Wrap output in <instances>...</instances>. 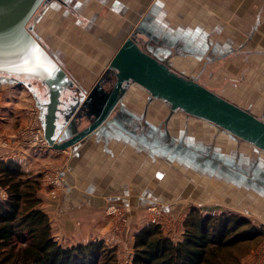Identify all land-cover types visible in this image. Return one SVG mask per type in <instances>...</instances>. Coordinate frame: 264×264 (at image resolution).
<instances>
[{
  "label": "crops",
  "instance_id": "1",
  "mask_svg": "<svg viewBox=\"0 0 264 264\" xmlns=\"http://www.w3.org/2000/svg\"><path fill=\"white\" fill-rule=\"evenodd\" d=\"M70 12L74 13V32L81 29L99 39L95 47L89 46L88 39L84 40V34L79 33V43H64L63 47L56 49L49 46L77 84L95 82L120 44L135 32L141 39L154 41L156 44L152 49L170 48L175 41L176 47L170 48L171 53L177 56L185 54L182 59L187 57L198 62L205 59L203 70H209L208 67L213 65L206 66L207 63L218 61V73H229L227 71L248 61L249 66L237 69L234 78L227 79V75L218 78V86L221 82L226 84L225 94L216 91L264 116V0H64V3L53 0L39 16L51 17L57 26H61ZM179 17H184L186 22L178 21ZM103 19L110 22L106 28L100 25ZM175 19L177 21L173 24ZM44 35L47 37L42 36V39L53 40L49 34ZM78 54L84 57L79 64L72 65L70 60ZM165 56L159 57L169 60V56ZM76 67L81 71L75 70ZM213 74L211 70L208 76ZM30 83L32 85V80L9 82L0 74V154L4 155L2 162L12 160L29 175L40 176L38 196L42 199V209L50 218L54 237L66 247L102 239L119 250L120 264H131L136 234L146 226V220L153 217L147 211L157 206L166 211L175 210L177 215L180 213L181 206L171 208L173 203L165 205L170 195H165V201L160 200L158 194L161 192L155 190L157 185H161L159 179L163 171V157L158 155L160 146L170 149V155L175 158L174 167L179 166L188 173L191 179V184L185 186L188 193L205 172L218 178L224 171L222 168L232 171V167L238 166L235 162L229 164L227 157L219 154L201 132L191 136L188 123L196 117L182 111L173 112L168 107L166 116L160 119L163 104L150 101L149 96L141 97L135 90L129 94L130 89L114 113L113 122L90 138L64 150L49 144L44 147L27 146L17 139V131L28 120L34 105L37 106L34 87H30ZM210 88L215 87L210 84ZM128 95L129 100H126ZM37 112L40 114L39 110ZM178 115L183 119H178ZM201 120L205 130L214 125ZM177 121L184 122L180 134H174L168 127L169 123L173 126ZM214 126L238 144L244 142ZM147 148L153 149L152 158L142 157ZM146 162L155 164L148 178L146 168L151 164ZM253 164L256 162L248 167L249 174L243 178L244 182L250 188L259 184L261 189H258L264 191V167ZM48 166L62 170L63 189L56 198L50 195L41 173ZM195 167L199 173L190 175ZM233 178H242L241 171L234 172ZM250 179V184H247ZM145 186L148 193H153L147 194ZM7 198V191L0 186V201ZM158 201L161 204L156 205ZM111 204L124 206L127 212L120 218L126 223L120 231L113 228L116 217L107 212ZM179 234L166 235L177 241L183 237ZM259 249L251 250L238 264H264V254L259 253Z\"/></svg>",
  "mask_w": 264,
  "mask_h": 264
},
{
  "label": "water",
  "instance_id": "2",
  "mask_svg": "<svg viewBox=\"0 0 264 264\" xmlns=\"http://www.w3.org/2000/svg\"><path fill=\"white\" fill-rule=\"evenodd\" d=\"M51 1L0 0L1 78L13 83L38 80L44 86L45 103L34 94L50 146L59 150L73 147L111 124L128 90L137 85L151 98L167 103L173 112L206 120L264 153L262 117L198 78L173 69L167 60L145 49L135 32L125 38L85 94L32 22L39 17L41 7ZM222 169L232 173L227 167Z\"/></svg>",
  "mask_w": 264,
  "mask_h": 264
},
{
  "label": "rangeland",
  "instance_id": "3",
  "mask_svg": "<svg viewBox=\"0 0 264 264\" xmlns=\"http://www.w3.org/2000/svg\"><path fill=\"white\" fill-rule=\"evenodd\" d=\"M72 5L70 6L71 7L70 9L73 8L74 5L73 6ZM93 7H95V9L97 8L96 3H94ZM45 8H46V5L41 7L40 12H42ZM62 10H64V8ZM47 15H49V13H47ZM73 16H74V13L70 12V14L66 16L65 24L61 26L59 25L57 26L53 18L51 17L48 18L47 16V19H46L44 15L39 16L38 18H34L32 22L34 21L36 30L40 34L41 37L42 36L47 37L46 35H44L45 33L53 37V40H52L53 43L52 41L46 40L45 37H43L44 38L43 42L48 45L50 44L49 46L53 47L54 49L58 48L59 46L63 47L64 43H72V44L79 43L77 41V37L79 36L81 37L79 33L84 34L82 36L84 40L88 39L89 46L91 45L95 47L97 43L99 42L98 37L87 34L83 32L81 29H77V27H76L77 29L76 32L78 34L73 31L74 29V25H73L74 23L72 22ZM177 20L181 22H186L184 17H179L177 18ZM177 20L176 19L173 20L172 23L175 24ZM109 23H110L109 21H106V19H103L100 25L103 28H106V25L108 27ZM71 31H72V35H71ZM62 35H64V37ZM155 44L156 43L154 41H147V42L142 43V46H144V48L147 47L148 49L153 50V52L156 55H159L160 57H163V55L169 56V60L167 62L172 66L173 69L189 77L190 76L196 77L203 84L208 85L210 83L215 87L212 89H215L224 94L226 93L224 91L226 84L223 85V82H221V85L218 86L219 81H220V79L218 78L227 75L225 76L227 77V79H232L235 77L234 75L235 72L240 70V68L244 69L249 66L248 61L247 62L245 61L237 65L238 70L236 68L234 69L232 68L230 71H227L229 73H226V71H221L219 74L218 72L220 71V69L219 70L216 69L217 68L216 64H218V61L213 62V63H207L206 66L210 64H213V65H210L208 67L210 68L209 70H207L206 68L203 70L205 62H206L205 59H201V61L198 62L195 59L189 60L187 57L182 59V57L185 54L181 56H177L176 54L171 53L172 49L170 48L176 47L175 41H173V46H171L170 48H167V47L157 48L156 47L157 49L156 48L152 49L153 45ZM80 55L81 54H78L76 58H72V60H70V63L72 65L76 63L79 64L80 63L79 61L82 60V58L84 57L83 55L81 56ZM186 59H188V61ZM211 59H210V62H211ZM107 66L104 67V69L107 68ZM75 70H79V68L76 67ZM211 70H212V74L214 73L213 75L215 76V77L212 76L213 78L208 76ZM210 78H211V81H210ZM213 79H216L217 81H213ZM95 82H92V83L86 82L83 85L77 84V86H82L83 89L85 90V94H87L88 90L89 91L91 90ZM215 82L218 84H216ZM210 84L208 85L209 87H210ZM132 90H135L136 94L141 97L148 96V93L139 86L135 85L131 89V91ZM129 94H132V93H129ZM231 95H233V93H231ZM126 100H129V95L127 96ZM159 103L161 105L163 104L161 106L162 109H161V115H160V119H163L167 114L168 106L163 102L159 101ZM34 109H35V113H37L36 111L38 110H37L36 105H34ZM34 109L30 110L28 120H26L25 123L20 125V127L18 128L17 139H19V141L21 142L24 141V139L31 134L30 130H32L31 128L33 127L34 121L35 120L37 121L36 119L37 115L34 114ZM37 114L40 118V114L39 113ZM260 117L264 119V116H260ZM177 118L183 119V117L179 115L177 116ZM173 119H176V116H173ZM190 120L191 121L188 123L189 124L188 126L190 127L191 136L195 135L196 133L201 132L200 134H203L205 136L209 144L212 143L214 145V148L219 152V154L222 155L223 153L227 157V161L229 162V164L235 162L236 164H238V166L232 167L233 174L220 172V177L217 176L219 179L205 172L203 176H199V179L195 181L193 189L190 191V193H188L186 191V187L191 184L190 182L191 179L188 178V173L182 171L181 167L179 166L174 167V165H176V163H173V160L175 158H173L170 155L169 153L170 149L166 148V146H160V148H158V153L160 154L158 155L163 157V162H162L163 171H162L161 179H159L160 180L159 184L161 185H157V188L155 190L157 191L160 190L161 192V195L158 194L159 199L161 198L164 200L166 198L165 197L166 194L170 195L168 196V199L170 200L167 202H164L165 205H168V204L171 205L173 203V206H171V208H173L174 205L181 206V208L178 207L180 208V213H178L177 215L175 214V210L166 211V210L159 209L156 205L161 204V202L159 203L158 201L154 209L152 210L150 209L151 211L150 210L147 211V214L151 213L153 217H150L146 220L147 222L146 225L150 223H158L162 226V229L166 234L174 233V236H175L180 233L179 235H182L184 234V231H185L184 223L189 213L193 211V209L194 210L196 209V210H199L203 214L211 213V214L220 215L222 213H228V214L243 215V216L250 218L256 226L264 227V193H263L264 191L259 190L257 187L255 188H252V186L251 188L247 187L243 179L249 174L248 167L252 165L253 162H256V164H253L254 166L258 165L262 168L264 167V153H262L261 151H254L253 148L245 142H240L238 144L231 137H229L226 133H224L222 130L220 129L219 131L216 130L217 127H215L214 125L213 126L211 125L209 128L205 130L202 125V120L199 118H193ZM168 127L169 129H171L173 133L178 132V134H180V132L184 129V122L177 121L176 123L173 124V126H172V123H169ZM197 137L200 138L199 136ZM5 145H7V143H5ZM152 153H153V149L147 148L146 151H144V155L142 157L146 156L147 158L148 157L152 158L153 157ZM240 156H242V158H240ZM146 163H149V162H146ZM48 168H50V172L54 176L59 177L61 181V185L59 186V188H57L55 194L52 193L51 189L49 190L50 195L53 198H56L59 195L60 191L63 189L62 170L58 168L59 170L56 171V168H57L56 166H50V167L48 166V167H44L41 173ZM154 168H155V164H151L150 168H146L147 178L150 172ZM191 171L192 172L189 173L190 175L192 174L196 175V173H199L196 167L192 168ZM236 171H241L242 178H239V179L233 178L234 172ZM215 174L217 175L218 172H215ZM42 176H43V173H42ZM196 183L198 184L196 185ZM200 187H203V188H200ZM144 189L147 192L146 186ZM177 191H179L178 194L175 193ZM149 193H153V192L149 191ZM149 193L147 192V194ZM108 211L111 212V214L116 217L115 224L113 225L114 230H118V231L122 230V228L125 227L126 223L123 222V220H121L120 218H122L127 213L126 210L124 209V206L123 207L115 206V204L114 205L111 204L107 212ZM258 248H260L259 253L262 252L264 254V235L259 236L258 238L252 240L248 244H238L232 249L233 250L232 255L239 256L240 260L238 261V263H241V258L243 256H245L251 250L258 249ZM117 254L119 255V250H117Z\"/></svg>",
  "mask_w": 264,
  "mask_h": 264
},
{
  "label": "trees",
  "instance_id": "4",
  "mask_svg": "<svg viewBox=\"0 0 264 264\" xmlns=\"http://www.w3.org/2000/svg\"><path fill=\"white\" fill-rule=\"evenodd\" d=\"M0 186L8 194L0 201V264H120L117 249L105 240L66 247L54 237L38 196L40 176L9 160L0 165ZM184 227L177 241L158 223L143 227L135 237L131 264H238L232 249L264 235V227L246 216L196 209Z\"/></svg>",
  "mask_w": 264,
  "mask_h": 264
},
{
  "label": "built area",
  "instance_id": "5",
  "mask_svg": "<svg viewBox=\"0 0 264 264\" xmlns=\"http://www.w3.org/2000/svg\"><path fill=\"white\" fill-rule=\"evenodd\" d=\"M37 113H35V110H34V114L37 115V118H36L37 121L36 120L34 121L33 127L31 128L32 130H30L31 134L24 139V142L26 143L27 146H31V147L48 146V142L44 136V129H43L42 123L40 121L41 119L39 118ZM3 159H4V155L0 154V164L3 161ZM58 170L59 169L56 168V171H58ZM42 173H43V178H44L46 184L49 186V189H51L52 193L55 194L57 188H59V186L61 185L60 178L57 176H54L50 172V168L44 170ZM59 173H60V171H59ZM3 195H5V194H3Z\"/></svg>",
  "mask_w": 264,
  "mask_h": 264
},
{
  "label": "flooded vegetation",
  "instance_id": "6",
  "mask_svg": "<svg viewBox=\"0 0 264 264\" xmlns=\"http://www.w3.org/2000/svg\"><path fill=\"white\" fill-rule=\"evenodd\" d=\"M63 3H64V1H62ZM61 2V3H62ZM49 4V3H48ZM48 4H46V5H48ZM131 34H133V33H131ZM138 38H139V40H141V42L142 43H144V42H147L148 40H145V39H141V37L139 36V35H137V34H135ZM150 41V40H149ZM122 44V43H121ZM120 44V45H121ZM151 45V44H150ZM120 47V46H119ZM144 47V46H143ZM145 49H147V50H150V49H148L147 47L145 48ZM150 51H153V50H150ZM166 60V59H165ZM168 61V60H167ZM135 85H132L131 87H130V93H131V89L134 87ZM137 86V85H136ZM32 87H34V91L36 92V94L38 95V97H39V100H40V102L41 103H45V99H46V95H45V88H44V86L38 81V80H33L32 81ZM143 89V88H142ZM146 91V90H145ZM147 92V91H146ZM128 93V92H127ZM148 93V92H147ZM148 96H149V99H150V101H153V102H155V101H160V102H163V103H165L164 101H161V100H158V99H155V98H151V95L148 93ZM169 108H170V106L167 104V103H165ZM122 105V104H121ZM148 106V105H147ZM38 110H39V108H38ZM40 111V110H39Z\"/></svg>",
  "mask_w": 264,
  "mask_h": 264
}]
</instances>
